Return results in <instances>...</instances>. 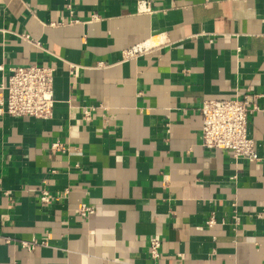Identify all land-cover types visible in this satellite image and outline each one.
Wrapping results in <instances>:
<instances>
[{
	"label": "crops",
	"instance_id": "0c3cea01",
	"mask_svg": "<svg viewBox=\"0 0 264 264\" xmlns=\"http://www.w3.org/2000/svg\"><path fill=\"white\" fill-rule=\"evenodd\" d=\"M139 1L0 0V82L54 67L51 116L0 117V264H264V0ZM247 92L259 159L203 147Z\"/></svg>",
	"mask_w": 264,
	"mask_h": 264
},
{
	"label": "built area",
	"instance_id": "2783aa9c",
	"mask_svg": "<svg viewBox=\"0 0 264 264\" xmlns=\"http://www.w3.org/2000/svg\"><path fill=\"white\" fill-rule=\"evenodd\" d=\"M139 9H147V2H138ZM26 37V36H25ZM148 49L146 44H136L123 52L125 58L143 54ZM1 69V67H0ZM71 72L75 66L70 65ZM54 67L30 63L14 66L9 74L0 82V117L10 115L15 117L29 116L48 118L52 114ZM257 94L244 93L241 97L229 99H205L198 107L201 116L200 141L205 148L222 150L232 158L245 159L253 162L259 159L254 140L248 135L251 117L260 110ZM89 106L84 110V116L89 118ZM40 200L48 202V194L41 191ZM78 214L86 218L92 213L87 204L81 203L77 208ZM207 225L214 223L211 216ZM6 242L9 240L6 239ZM148 250L150 256L156 258L159 253L160 239L156 236L149 238ZM26 248L33 244L21 242Z\"/></svg>",
	"mask_w": 264,
	"mask_h": 264
}]
</instances>
